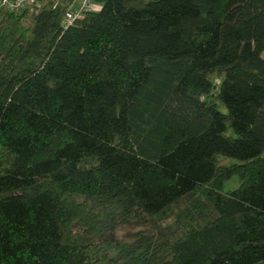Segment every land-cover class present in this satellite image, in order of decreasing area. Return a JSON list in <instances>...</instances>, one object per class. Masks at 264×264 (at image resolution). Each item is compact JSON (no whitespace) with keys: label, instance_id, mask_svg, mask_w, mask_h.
Returning a JSON list of instances; mask_svg holds the SVG:
<instances>
[{"label":"trees","instance_id":"obj_1","mask_svg":"<svg viewBox=\"0 0 264 264\" xmlns=\"http://www.w3.org/2000/svg\"><path fill=\"white\" fill-rule=\"evenodd\" d=\"M95 1L0 7V264H264V0Z\"/></svg>","mask_w":264,"mask_h":264},{"label":"built area","instance_id":"obj_2","mask_svg":"<svg viewBox=\"0 0 264 264\" xmlns=\"http://www.w3.org/2000/svg\"><path fill=\"white\" fill-rule=\"evenodd\" d=\"M56 3L63 0H54ZM69 3L68 11L64 18V27L73 25L77 20L84 18L87 14L96 12L100 6L95 0H65ZM39 4V0H0V7L13 12L22 11L28 7Z\"/></svg>","mask_w":264,"mask_h":264},{"label":"rangeland","instance_id":"obj_3","mask_svg":"<svg viewBox=\"0 0 264 264\" xmlns=\"http://www.w3.org/2000/svg\"><path fill=\"white\" fill-rule=\"evenodd\" d=\"M221 109L224 110V108H221ZM233 162H235V160L233 159H228V158L220 159L221 164H230ZM238 186H239V180L238 178H234L230 180L229 182H227V184L225 185V190L226 191L233 190V189H236ZM140 230L141 229L137 227H125L124 229L118 231L117 234H115V237H117L119 240L130 242L132 241V238L134 237V235Z\"/></svg>","mask_w":264,"mask_h":264}]
</instances>
